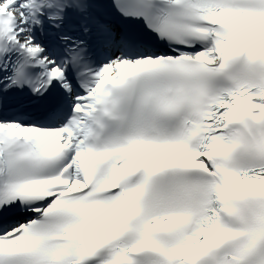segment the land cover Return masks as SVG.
<instances>
[{
    "label": "snow or ice",
    "instance_id": "snow-or-ice-1",
    "mask_svg": "<svg viewBox=\"0 0 264 264\" xmlns=\"http://www.w3.org/2000/svg\"><path fill=\"white\" fill-rule=\"evenodd\" d=\"M0 264H264V0H0Z\"/></svg>",
    "mask_w": 264,
    "mask_h": 264
}]
</instances>
